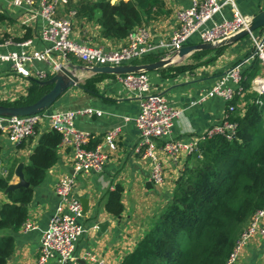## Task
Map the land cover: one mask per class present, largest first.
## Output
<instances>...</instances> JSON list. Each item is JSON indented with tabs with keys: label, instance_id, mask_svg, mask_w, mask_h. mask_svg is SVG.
Instances as JSON below:
<instances>
[{
	"label": "crops",
	"instance_id": "0c3cea01",
	"mask_svg": "<svg viewBox=\"0 0 264 264\" xmlns=\"http://www.w3.org/2000/svg\"><path fill=\"white\" fill-rule=\"evenodd\" d=\"M14 1L0 0V10L12 20V25L6 32L13 38H20L25 33L24 28H30L32 37L27 40H31L32 44L29 49H42L43 44L39 40V31L43 25L41 19L22 24L28 18L27 6ZM117 1L110 0L112 4ZM163 3L158 12L143 25L151 44L168 41L178 25L176 13L190 5L189 0H163ZM236 4L238 9L249 17L264 8V0H236ZM223 16L231 17L229 8L223 10ZM215 19L220 20V16H216ZM262 33L260 30L256 34ZM73 38L105 49H117L126 43V40L116 42L102 39L96 24L75 19ZM22 42L13 41V44H8L0 50L20 51L21 48L16 44ZM196 44H199V40L194 37L187 45ZM209 51L210 53L202 59L213 56V50ZM157 54L158 52H153L147 55ZM251 55L253 46L249 37H246L225 46L214 62L198 66L192 72L169 78L163 77L158 71L148 73L152 91L164 96L171 106L181 110L172 127L170 139L189 141L224 121L227 117V104L222 98L214 96L199 100L235 63L244 61ZM189 57L182 62H189ZM143 58L134 64H140L138 62ZM33 65L39 70L49 71V66L44 61L34 62ZM263 75L262 68L257 76ZM89 76L90 74L86 77ZM32 81V78L21 77L10 63L0 62L1 101L17 99L27 91ZM228 85L234 87L232 83ZM97 89L98 94L93 95L82 88L71 87L58 98L54 108L48 109L47 112L92 110L91 114L76 117L75 127L86 132L96 145L108 131L119 129L116 150L108 153V160L101 172L74 173L70 150L58 147L55 164L46 172L44 181L34 190L32 202L28 206L27 220L34 229L28 232L19 229L12 235L14 248L6 264H38L41 234L60 205L55 187L65 175H74L72 189L74 197L87 201L86 209L78 219L85 232L75 245V260L68 264H118L120 259L132 250L155 209L171 199L174 182L186 167L190 155H182L180 162L173 165L160 150L162 143L160 142L156 152L163 166L164 180L161 186L151 184L150 163L134 152L139 137L134 119L140 111V99L134 92L126 90L117 76L104 78L97 84ZM242 107V102L233 105V109ZM96 112H99V115ZM40 126L47 130L45 125ZM31 147V144H26L20 149L9 141L6 134L0 132V175L5 176L11 161L19 159L13 168V177L9 184L18 181L14 170L18 164L24 166L27 162ZM115 187L122 189L121 203L124 209L120 216L111 215L104 208L106 195ZM142 206L143 209L150 206V210L154 207L153 213L150 216L142 215ZM99 225H102V228H99ZM87 253L94 256L95 260L88 259ZM236 264H264V238L254 237L244 247Z\"/></svg>",
	"mask_w": 264,
	"mask_h": 264
},
{
	"label": "trees",
	"instance_id": "16d2710c",
	"mask_svg": "<svg viewBox=\"0 0 264 264\" xmlns=\"http://www.w3.org/2000/svg\"><path fill=\"white\" fill-rule=\"evenodd\" d=\"M163 0H67L66 9L75 11L74 19L99 27L102 39L124 42L128 34L143 27L163 6ZM12 20L0 10V43L6 40L22 42L32 37L24 28L20 38H13L6 29ZM248 38V36H247ZM225 47L194 52L189 62L157 70L163 77H175L216 60ZM159 55H146L138 63H151ZM250 61V62H249ZM242 66L239 86L229 104L243 103L232 111L226 108L227 121L234 125L232 138L217 134L199 143V152L191 154L188 163L175 180L171 199L155 209L132 250L118 264H225L238 238L252 216L264 208V94L251 89V81L262 65L254 56ZM72 64H79L74 58ZM137 63V62H136ZM110 75H90L79 88L98 94L97 84ZM50 86L32 81L27 91L12 101H1L7 107L26 106L37 101ZM61 135L53 129L36 126L18 148L31 144L23 175L28 187L6 192L19 162L11 161L8 173L0 175V264L12 255V235L19 231L28 217V206L34 190L44 181L46 172L56 162ZM90 137L88 148L96 143ZM7 167V166H5ZM122 189L115 187L105 198V210L114 216L123 212Z\"/></svg>",
	"mask_w": 264,
	"mask_h": 264
},
{
	"label": "built area",
	"instance_id": "2783aa9c",
	"mask_svg": "<svg viewBox=\"0 0 264 264\" xmlns=\"http://www.w3.org/2000/svg\"><path fill=\"white\" fill-rule=\"evenodd\" d=\"M189 1V7L176 13L178 25L168 41L151 44L148 42L146 28L140 27L128 34L123 46L105 49L73 38L76 13L72 9H66L67 0H15V3H24L27 6L28 18L22 24L41 19L43 25L39 31V40L43 48L29 49L32 41L26 40L16 44L21 48L20 51L0 50V62L10 63L21 77L45 81L61 64L71 63L72 58L84 66L134 64L153 52H158L159 59L175 58L176 51L186 46L194 37L198 38L199 43H216L240 32L248 25L250 17L238 9L236 0ZM225 8H229L230 18L223 16ZM216 16H220V20H216ZM256 33H250L248 36L253 46V55L235 63L199 101L218 96L225 101L228 110H233V105L229 103L235 94L242 91L239 82L243 64L256 56L264 71V32L261 35ZM8 44H13V41H3L0 48ZM37 61L47 63L49 71L35 68L33 64ZM118 77L123 87L129 92H134L140 99V111L134 119L139 133L134 152L150 163L149 182L154 186H161L164 180L163 166L156 152L160 142L162 153L171 164L177 165L182 155L198 153L199 143L207 138L217 134L224 135L227 139L232 138L234 125L225 117L222 123L189 141L170 139L172 127L181 110L171 106L164 96L152 91L148 73ZM229 83L234 87L229 86ZM251 89L258 95L264 94V75L252 79ZM91 113L90 109L55 112L45 110L29 116H0V132L6 134L12 144L18 146L34 133L36 126L45 125L46 129L60 133L59 146L70 150L74 173H99L108 160V153L116 150L120 134L119 129H112L104 135L100 143L89 149L90 136L75 127L74 120L78 116ZM96 114L99 115V112ZM73 178L74 175H65L55 187L60 205L41 234L38 264H68L75 260V245L85 228L78 222L82 217V205L72 194ZM20 229L28 232L33 230L34 226L26 219ZM254 237L264 238V208L254 213L225 264H236L244 247ZM86 257L95 260V257L88 253Z\"/></svg>",
	"mask_w": 264,
	"mask_h": 264
},
{
	"label": "water",
	"instance_id": "95a60500",
	"mask_svg": "<svg viewBox=\"0 0 264 264\" xmlns=\"http://www.w3.org/2000/svg\"><path fill=\"white\" fill-rule=\"evenodd\" d=\"M259 29H264V8L250 17L248 25L240 32L225 38L216 43H199L196 45H186L176 51L175 58L158 59L151 63L140 64H124L118 66H84L81 64L66 63L61 64L53 74L45 81H38L41 86H50L48 92L42 95L37 101L30 105L7 107L0 105V116L5 117H21L39 114L50 108H54L55 102L69 88L79 87L80 79L84 73L90 75L102 74L110 76H125L129 74H142L155 72L161 68L182 62L192 53L203 50H214L220 47L231 45L241 39L249 36ZM52 112H55L53 110ZM23 165L20 163L14 170V175L18 179L16 183L7 186L6 192L18 189L20 187H28V183L24 179ZM149 185V183H147ZM82 211L86 209L87 201L81 199ZM102 228V225H99Z\"/></svg>",
	"mask_w": 264,
	"mask_h": 264
},
{
	"label": "rangeland",
	"instance_id": "374dc122",
	"mask_svg": "<svg viewBox=\"0 0 264 264\" xmlns=\"http://www.w3.org/2000/svg\"><path fill=\"white\" fill-rule=\"evenodd\" d=\"M260 30H261L262 32H264V29H259V30H257V31H260ZM257 31H256V32H257ZM180 63H181V62H180ZM88 74H89V73H84V74L82 75L80 81L82 82L83 79L86 78V76H87ZM147 207H149V208H148V209H143V206H142V209H143V210H142L141 213H142V215H146V214H147V215L150 216V215L153 213V208H154V207H151V210H150V206H147ZM147 207H145V208H147ZM148 212H149V214H148Z\"/></svg>",
	"mask_w": 264,
	"mask_h": 264
}]
</instances>
